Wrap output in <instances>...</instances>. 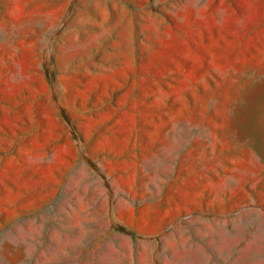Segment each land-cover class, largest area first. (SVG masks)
Masks as SVG:
<instances>
[{"label":"rangeland","instance_id":"rangeland-1","mask_svg":"<svg viewBox=\"0 0 264 264\" xmlns=\"http://www.w3.org/2000/svg\"><path fill=\"white\" fill-rule=\"evenodd\" d=\"M0 264H264V0H0Z\"/></svg>","mask_w":264,"mask_h":264}]
</instances>
